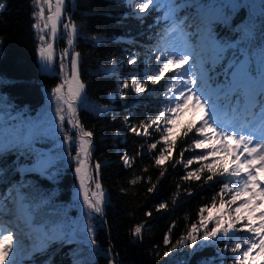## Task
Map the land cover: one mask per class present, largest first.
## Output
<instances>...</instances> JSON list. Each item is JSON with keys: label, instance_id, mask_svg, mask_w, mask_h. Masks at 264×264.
Listing matches in <instances>:
<instances>
[{"label": "trees", "instance_id": "obj_1", "mask_svg": "<svg viewBox=\"0 0 264 264\" xmlns=\"http://www.w3.org/2000/svg\"><path fill=\"white\" fill-rule=\"evenodd\" d=\"M0 4L5 6L0 10V97L17 112H22L25 119L49 118L52 110L59 106L52 90L61 78L59 74L44 72L39 67L38 33L32 28V0H0ZM130 4L132 0H66L65 4V22L70 18L78 28L73 50L79 53L78 74L88 106H79L76 118L84 130L93 133L87 161L93 178L96 176L95 165H100L101 188L96 189L89 180V192L93 189L104 193L102 214L90 213L84 207L83 198H78L77 161L72 159L70 162V157L76 156L75 144L61 143L57 149H52V154L61 157L56 162L55 179L18 171L19 165L35 161V156L16 158L7 155L0 160L5 166L0 179V199L7 197L5 191L10 185L15 189L24 183L30 187L23 191L35 197L33 204H39L41 196L47 200L41 207H34L33 214L38 225H48L45 229L48 234L53 223L74 224L80 229L91 226L94 231L96 245L92 251H88L90 240L88 244L82 242V231L75 240L62 237L48 243L42 252H29L28 264H76L78 260L109 264L110 259L114 264H231L233 253L228 250L231 241L218 239L205 245L198 240L197 245H177L193 223L198 225L200 208L211 206L213 197L217 206L220 202L218 176L205 183L210 173L204 171L199 181L181 179L188 171L213 159L193 160L187 168L182 165L202 150L189 147L197 138L194 130L187 137L181 130L186 131L189 124L198 126L202 114L197 112L193 117L188 112L184 118L181 119V115L176 118L174 125L177 127L170 139L175 141L173 155L161 166L155 165V157L164 147L161 133L155 131L154 126L147 136H137L130 131L131 125L146 123L165 106L168 77L173 75L167 73L156 85L149 82L146 92L139 95L130 88L122 90V83H130L133 75L147 79L144 59L150 58L149 48L159 44L166 22L157 11L137 18ZM245 16L246 10H242L233 19V24L240 23ZM217 31L223 37L229 36L222 27H217ZM66 42V36H59L55 48L63 53L68 47ZM130 57H135L134 65L129 63ZM49 121L50 118L46 120ZM65 132L75 137V131L69 129L67 122L64 131L57 135L62 134L63 138ZM157 141L156 149H150L149 145ZM41 144L45 143L35 145L39 151ZM186 148L189 150L184 151V158H181L180 152ZM125 155L127 165L122 159ZM215 159H221L223 163L230 158L220 154ZM177 160L181 163L173 168ZM161 172L165 175L161 176ZM133 180L136 183L133 184ZM228 197L224 195L225 200ZM160 204L166 207L159 208ZM138 225L143 228L137 237L132 233ZM165 235L170 239L168 245L164 244ZM165 252H168L167 256Z\"/></svg>", "mask_w": 264, "mask_h": 264}, {"label": "snow or ice", "instance_id": "obj_2", "mask_svg": "<svg viewBox=\"0 0 264 264\" xmlns=\"http://www.w3.org/2000/svg\"><path fill=\"white\" fill-rule=\"evenodd\" d=\"M133 2L134 9H138L135 13L137 18H142L141 14L147 15L163 9L162 19L166 21L163 43L166 47L161 55L154 57L158 63L155 71L149 73L146 80L133 75L130 83H122V90L130 88L139 95L146 92L149 82L156 85L167 73L172 72L173 75L168 77L165 106L146 123L131 125L130 131L137 136H147L149 129L154 126V130L161 133L164 147L155 157V165L161 166L173 155L175 141H170L173 131L171 125H174L176 118L185 110H198L202 113L199 125L189 124L186 131H181L187 137L194 130L197 138L192 140L189 147L202 151L193 158L186 159L184 167L190 166L193 160L203 162L209 157L213 159L209 163H201L194 171H188L181 179L199 181L200 174L204 171L210 173L205 183L213 180L214 176L220 178L218 183L221 187L217 193L220 196L219 206L213 197L211 206L201 207L198 225L193 223L187 235L181 237L177 245H197L198 240L208 245L224 239L232 242L228 246V250L233 253L231 264H248L249 260L255 264L257 259L264 262V0ZM65 3L66 0H32V28L38 33L41 43L39 56L46 68L54 63L53 42L57 39L59 30L63 29L68 47L62 53L61 73L65 72L63 59L70 57L71 82L76 87L73 89L69 86L67 96L64 95L63 84L52 90L59 104L55 113L59 124L52 123L49 127L39 117L25 119L22 112H17L8 101L0 97V160L7 155L16 158L35 156L36 162L31 170L39 172L45 178L55 179L58 172L56 162L61 158L60 155L52 154L51 150L48 153L41 152L35 145L45 142L49 136L55 134L57 127L64 131L66 106V122L75 131V137L65 132L62 143L76 145L74 159L77 161L75 172L80 185L78 198H83L84 207L90 213L100 215L103 212L104 193L92 192L89 195V184H86L87 178L95 184L96 189L101 188L98 173L100 165H95L96 176L93 178L87 167L93 133L84 130L76 118L77 104L82 101L84 90L78 76L79 53L73 50L78 28L70 18L67 22L63 20ZM4 7L0 4V10ZM242 10H246V16L234 25L233 19ZM217 27L226 29L229 36H221ZM190 61L195 66L191 71L184 67ZM129 63L134 65L135 57H130ZM180 84L184 87H180ZM127 119L125 117L126 121ZM157 143L159 141L151 143L149 148L156 149ZM188 150L186 148L181 151L180 157L184 158V151ZM220 154L230 159L222 163L221 159H215ZM122 159L127 165V155ZM180 163L181 160H177L172 167L175 168ZM4 167L0 163V179L3 178ZM51 169L56 171H50ZM164 175L161 172V176ZM132 183L136 181L133 180ZM25 187L30 186L20 183L14 190V196L0 199V264H20L19 257L22 252H42L53 240L62 237L75 240L82 231V242L88 244L90 240L88 251L94 249L96 241L91 226L80 229L74 224L53 223L50 228L52 234L49 235L45 230L48 225H38L33 214V208L41 207L47 200L41 196L40 203L33 204L35 197L26 194L23 191ZM224 195H229V199L225 200ZM9 199L11 207L4 202ZM165 207V204L159 205V208ZM257 209L260 211L257 212ZM5 216L10 218L7 225ZM21 224L28 231L21 230L19 234L13 231V225L19 228ZM142 228L143 225L136 226L132 234L140 236ZM241 232L245 234L243 237L238 235ZM33 233L39 235L34 238ZM21 234L31 241L30 247L21 241ZM169 243L170 239L165 235L164 244ZM164 255L167 256L168 252ZM76 264H90V261L78 260ZM109 264H114V260L110 259Z\"/></svg>", "mask_w": 264, "mask_h": 264}, {"label": "rangeland", "instance_id": "obj_3", "mask_svg": "<svg viewBox=\"0 0 264 264\" xmlns=\"http://www.w3.org/2000/svg\"><path fill=\"white\" fill-rule=\"evenodd\" d=\"M53 2H54V0H53ZM65 4H66V3H65ZM131 5H132V8L134 9V2H133V0H132V4H131ZM64 9H65V6H64ZM134 10H135L136 12H138V9H134ZM158 12H161V13H162L161 15H163V9H161V10L158 11ZM64 14H65V10H64V12H63V17H62L63 20L65 21V19H64ZM66 22H67V21H66ZM165 24H166V22H165ZM61 31H63L62 28L59 30V34H58L56 40H58L59 36L64 37L63 32H62V34H60ZM163 36H164V33L161 34V37H162V38H160V40H159V45H157L156 47L153 46V47L149 48L148 54H149V56H150V59H149L148 63L145 65L146 77H147V75H148L149 73L155 71V66L157 65L158 62L154 59V57L157 56V55H161V52H162V51L164 50V48L166 47V45L163 43ZM159 37H160V36H159ZM56 40H55V41H56ZM38 41H39V36H38ZM55 41L53 42L54 53H55V56H54V63H53V65H52L51 67H47V68H46L45 65H44V62L40 59V56H39V48H40V46H41L40 41H39V45H38L37 59H38L39 67H40V69H41L42 71H44V72H50V73H54V74H59L61 80H60V82H59L58 85H60V84H63V85H64L63 92H64V95L67 96V95H68V88H69V86H71V87L74 89V88L76 87V84H75L74 82H71V74H70V57H69V58H65V59H63V64H64V67H65V72H64V73H61L62 53L59 52L57 48H55ZM66 45H67V42H66ZM75 52H76V51H75ZM76 53H77V52H76ZM165 54H166V53H165ZM78 65H79V58H78ZM184 67H185L186 69H189V70L191 71V70H193V68H194L195 66H194V65L192 64V62L190 61V64H189V65H185ZM78 76H79V74H78ZM184 78L186 79L187 77H184ZM66 81L71 82V83H66ZM79 81H80V78H79ZM80 83H81V81H80ZM178 84H179V81H178ZM180 87H184V85L180 84ZM83 93H84V90H83ZM55 100H56V99H55ZM56 101H57V100H56ZM85 104L88 106V102H86L85 99H84V97H83L82 101L78 102V104H77V109H78L79 106H85ZM65 109H66V106H65ZM188 112H190V113L192 114V116L195 117L196 113L199 112V111H198V110H193V109L189 108V109H187V110H185V111L183 112V114L181 115V119L184 118L183 116H184L185 114H187ZM55 113H56V110H55V111H52L51 114L49 115V118L51 119V121H49V122H47V123L45 124L46 127L51 126L52 123H56L57 125L59 124V122L56 120V115H55ZM65 115H66V121H67V109L65 110ZM66 121H65V122H66ZM68 127H69V129H72L71 126L68 125ZM171 127L173 128V131H172V133H171V135H170V139L172 138L173 133H174V130L176 129L177 125H173V126H171ZM59 132H61V131H60L59 127H57V129H56V131H55V134L49 136L48 139L44 142L45 144H41V145H42V150H41V152L48 153L50 150L52 151L53 148H54V149H57V148H58V146H59V145L62 143V141H63V138H61V135H62V134L57 135V133H59ZM161 141H162V140H161ZM162 142H163V141H162ZM70 158H71V159H70V162H71V160L74 159V157H70ZM184 162H185V161H184ZM184 162H182V165H183V166H184ZM87 167H88V166H87ZM89 174L92 176V172H91V171H90ZM77 183L79 184V179H78V178H77ZM88 183H89V180L86 178V184H88ZM79 187H80V186H79ZM14 190H15V189H13L12 185H10L8 188H6V191H5V192H6V194H7V197L14 196V195H15V191H14ZM78 191H79V189H78ZM92 192H96V191L92 189V190L89 192V195H91ZM97 193H99V192H97ZM104 197H105V196H104ZM228 199H229V197H228ZM228 199H227V200H228ZM5 203H6L9 207H11V200H10V199L7 200ZM8 218H9V217L5 216V223H6V225H7V223H8V222L6 221ZM20 226H22V224H21ZM12 227H13V226H12ZM24 228H25V227H24ZM14 229H15V228L13 227V231H15ZM21 229H22V228H21ZM25 231H28V230H25ZM15 232H19V231L16 230ZM19 233H21V232H19ZM51 234H52L51 231H49V235H51ZM243 234H244V233L241 232V233H239L238 235L241 236V237H243V236H244ZM37 235H39V234H37V233H33L34 238H36ZM19 238L21 239V241H22L26 246L30 247V245H31V241H29L25 236H23V235L21 234V237H19ZM55 240H56V239H55ZM219 253H220V252H219ZM26 259H27V254H25V253L22 252V253L20 254V257H19L20 264H28L27 261H26ZM257 260L259 261L260 264H264V262H261L259 259H257ZM249 261H251V260H249Z\"/></svg>", "mask_w": 264, "mask_h": 264}, {"label": "bare ground", "instance_id": "obj_4", "mask_svg": "<svg viewBox=\"0 0 264 264\" xmlns=\"http://www.w3.org/2000/svg\"><path fill=\"white\" fill-rule=\"evenodd\" d=\"M26 165H30V164H26ZM234 207V206H233ZM10 218H8L6 221L8 222V220H9ZM13 227L15 228L14 230L16 231H19V232H21V230H23V231H25V230H28L27 228H24V226L22 225V226H20L19 228H17V227H15V225H13ZM22 228V229H21ZM19 232H17L18 234H19ZM19 237H21V235H19Z\"/></svg>", "mask_w": 264, "mask_h": 264}, {"label": "water", "instance_id": "obj_5", "mask_svg": "<svg viewBox=\"0 0 264 264\" xmlns=\"http://www.w3.org/2000/svg\"><path fill=\"white\" fill-rule=\"evenodd\" d=\"M92 145V144H91Z\"/></svg>", "mask_w": 264, "mask_h": 264}]
</instances>
